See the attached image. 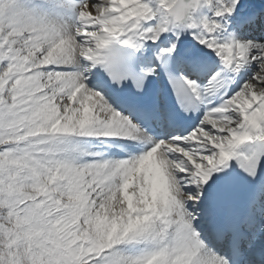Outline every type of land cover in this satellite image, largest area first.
<instances>
[{"label":"snow or ice","instance_id":"1","mask_svg":"<svg viewBox=\"0 0 264 264\" xmlns=\"http://www.w3.org/2000/svg\"><path fill=\"white\" fill-rule=\"evenodd\" d=\"M0 264H264V0H0Z\"/></svg>","mask_w":264,"mask_h":264}]
</instances>
